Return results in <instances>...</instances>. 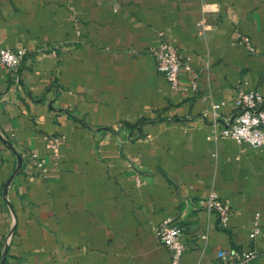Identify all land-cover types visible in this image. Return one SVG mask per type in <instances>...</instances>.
<instances>
[{
  "label": "crops",
  "instance_id": "obj_1",
  "mask_svg": "<svg viewBox=\"0 0 264 264\" xmlns=\"http://www.w3.org/2000/svg\"><path fill=\"white\" fill-rule=\"evenodd\" d=\"M160 34L198 92L158 73ZM22 48L16 73L0 63V264H172L153 229L167 219L186 229L180 264H264V148L212 140L203 118L209 98L231 115L242 81L264 95V0H0V50ZM212 193L232 204L227 229Z\"/></svg>",
  "mask_w": 264,
  "mask_h": 264
},
{
  "label": "built area",
  "instance_id": "obj_2",
  "mask_svg": "<svg viewBox=\"0 0 264 264\" xmlns=\"http://www.w3.org/2000/svg\"><path fill=\"white\" fill-rule=\"evenodd\" d=\"M71 18L74 21L77 35V43L80 42L82 36L80 30V22L75 15L74 8H71ZM160 40L157 46L152 50V54L157 60V71L166 79L172 90L186 86L192 92H198V74L189 69L187 82L181 70L187 66L181 48L167 42L163 34L159 35ZM239 45L244 46L251 53L255 52V48L251 39L247 36H240ZM27 54V50L2 49L0 50V63L3 64L9 72L16 73ZM249 83L242 81L236 88V96L234 98V112L221 118L217 111L225 106V102L216 104L212 98L208 99L209 106L203 112L205 118L211 128L212 133L210 139L217 141L220 138L232 139L238 144H247L252 148H264V95L255 88H249ZM213 118L209 120V116ZM61 139L59 137L47 138V147L55 158L59 156ZM29 162V161H28ZM31 176L47 179L49 177V168L45 159H33L29 162ZM205 211L207 214L217 216L220 225L227 229L229 227L230 214L232 212V204L229 200L222 201L212 193L205 201ZM260 215L257 214L253 231V238L257 239L262 235L259 224ZM157 240L165 246L170 252L172 264H180L183 253L188 249L186 229L182 226L180 219H167L159 225L154 226ZM201 239L207 241L209 239L208 229L201 234ZM219 256L223 260H228L229 256L225 252H219ZM257 259V252H244L238 258L236 263L232 264H254Z\"/></svg>",
  "mask_w": 264,
  "mask_h": 264
},
{
  "label": "water",
  "instance_id": "obj_3",
  "mask_svg": "<svg viewBox=\"0 0 264 264\" xmlns=\"http://www.w3.org/2000/svg\"><path fill=\"white\" fill-rule=\"evenodd\" d=\"M21 166H22V160H21V158L19 157V163H18V167H17V169H16V172H15V174L10 178V180L8 181V183H7L6 186H5V194L7 193V189H8V187H9V185L11 184L12 180L14 179L15 175H17L18 172L20 171ZM5 259H6V256H4V258H3L2 262H1V264H4Z\"/></svg>",
  "mask_w": 264,
  "mask_h": 264
}]
</instances>
